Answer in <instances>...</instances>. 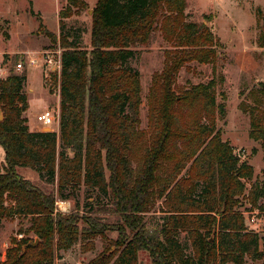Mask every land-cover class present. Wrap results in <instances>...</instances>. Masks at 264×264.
<instances>
[{"label":"trees","instance_id":"trees-1","mask_svg":"<svg viewBox=\"0 0 264 264\" xmlns=\"http://www.w3.org/2000/svg\"><path fill=\"white\" fill-rule=\"evenodd\" d=\"M188 5L97 0L85 47L80 28L67 26L66 19L87 3L67 0L59 12V35L44 28L51 39L59 36L62 47L59 134L30 128L26 69L0 76V226L6 218L25 217L29 225L20 231L34 234L14 241L0 264H55L59 251L86 245L108 230L118 238L86 264H139L142 251L154 264L264 261L260 236L240 210L246 200L264 212V178L254 180L253 165L218 128L226 112L224 77L178 83L182 69L213 63L220 53L211 27L190 20ZM157 33L169 47L152 76L147 127L141 128V74L129 62ZM259 43L264 47V32ZM259 87L250 91V137L264 152V83ZM21 168L34 170L38 180ZM81 186L107 198L89 203L90 214L102 211V217L85 219L79 206L58 210L57 201L73 200ZM158 202L159 217L146 220Z\"/></svg>","mask_w":264,"mask_h":264},{"label":"rangeland","instance_id":"rangeland-1","mask_svg":"<svg viewBox=\"0 0 264 264\" xmlns=\"http://www.w3.org/2000/svg\"><path fill=\"white\" fill-rule=\"evenodd\" d=\"M0 0V13H8L14 16L13 35L8 38L7 22H0V50L8 49L9 51L26 49L36 53L44 49L56 50L62 47L59 36L57 39L48 37V44L39 48L38 42L31 39V36L20 37L28 29H32L38 24L31 19L32 8L36 12H41L44 19L47 20L48 26L56 24V4L57 0ZM87 8L80 10L78 14H73L66 19L67 26L75 25L79 27V42L82 46L90 47V35L92 27L93 8L97 0H84ZM60 9L66 4L67 0H59ZM189 19L197 22L205 21L211 27L218 40L219 56L213 63L197 64L193 63L189 68L181 70L178 78L179 85L189 86L199 82H205L213 77H224V83L220 91L224 93L225 115L218 118L217 125L222 132L224 140L230 142L235 148V152L242 159H246L254 167V180L264 178L262 170L264 169V152L260 141L250 137L251 120L250 112L254 101L250 91H259L260 82L264 83V47L259 43V37L264 32V0H188ZM38 19V17H36ZM40 30V27L38 28ZM37 30V31H38ZM47 30V29H46ZM36 31V33H37ZM57 35V34H56ZM169 45L157 33L148 45L137 47L135 56L130 60L129 65L138 70L141 74L142 105L140 110L141 128L147 127L148 121V104L147 96L151 84L152 76L155 72L160 71L164 64V48ZM23 62L25 69L30 72L29 82L26 83V92L29 101V112L33 117L28 118L29 124L32 123V130L44 131L50 128L55 131L59 120L52 126L42 127L36 119L37 114L44 110L46 104L48 108L57 111L60 118V108L56 106V93L60 92V73L61 69L49 68L41 65L31 66L29 57L26 54H9L0 55V67L3 69L2 77L6 78L11 73H20L16 64ZM41 70V75H40ZM41 77V78H40ZM32 88V90H29ZM219 99H221L219 97ZM48 101V102H47ZM27 115V113H26ZM1 116V115H0ZM3 116V115H2ZM28 117V116H27ZM3 118V117H2ZM31 121V122H30ZM57 132V131H56ZM59 134V132H57ZM4 157L0 156V165L4 164ZM2 170V169H1ZM28 179L38 180V174L27 168L20 170ZM44 186V184L39 183ZM249 186V185H248ZM65 193H68L66 190ZM75 199V200H74ZM73 200H58L57 207L61 212H70L79 206V213L84 218H99L103 212L90 214L89 212L92 201L107 202V198L98 190L81 186ZM146 214V220L154 221L159 217V204ZM240 210L245 213L247 226L256 231L260 236V249L264 250V212L253 209L251 204L246 200L242 201ZM252 218H255L252 221ZM112 219V217H110ZM84 221L82 220L81 223ZM29 223L25 217H12L3 220L0 226V261L6 257V250L13 246V242L20 241L23 237L34 238L32 232H21L27 229ZM182 239L190 251L188 241L185 237ZM118 232L108 230L104 237L98 235L92 240V245H86L78 242L72 248L66 251H59L56 255L55 264H86L99 255L108 245V241L116 240ZM139 264H154L147 252L139 254ZM244 264H264L263 260L247 258Z\"/></svg>","mask_w":264,"mask_h":264},{"label":"crops","instance_id":"crops-1","mask_svg":"<svg viewBox=\"0 0 264 264\" xmlns=\"http://www.w3.org/2000/svg\"><path fill=\"white\" fill-rule=\"evenodd\" d=\"M57 1L58 2L56 4V14H55L57 19H56V24L54 26H52V27L48 26V22H47V20L44 19V15L41 12H36L33 8H32L33 13L28 14V16H30L31 19H34L37 22H39L40 24H42L44 26L43 28H45V29H47V30L59 35V31H60V17H59L60 2H59V0H57ZM30 2L32 3L31 0H30ZM36 17H38V19H36ZM11 19L15 20V17L14 16L10 17L8 13H0V22H2V21H6L7 22V26L8 27H7L6 30L8 31V35H9L7 39H10V37L13 35L14 27H13V21H11ZM38 28H39V26H38V24H36V25H34V27L32 29L30 28V29L26 30L24 32V34H22V35L18 34L20 37H23V36H26V35L27 36H31L32 40H35V41L38 42V47L36 48L35 52H37L39 50V48H41L42 46L47 45L48 42H49L48 37L46 35H44L43 32L38 30ZM36 31H37V33H36ZM42 49H44V48H42ZM4 52L9 53V54H26V55H28L29 58L36 54V53L28 51L26 49L13 50V51H9L8 49H5V50L3 49V50H0V55L2 53H4ZM38 68H39V66H38ZM40 75H41V70H40ZM29 76H30V72L28 70L27 82L26 83L29 82ZM29 90H32V88H29ZM56 106H57V108H60V94H59V91L56 93ZM47 109H49L48 108V104H46V107L44 108L43 111H45ZM29 110L30 109H28V111H27V116H28V118H32L33 119V117L31 116L33 114H30ZM43 111H41V112H43ZM41 112H39V113H41ZM29 125H30V127H33L32 123H30ZM52 130H55V129L53 128ZM55 131L59 132V124L57 125ZM0 156L1 157L5 156L4 150H3V148L1 146H0ZM25 169H27V168H21V170H25Z\"/></svg>","mask_w":264,"mask_h":264},{"label":"built area","instance_id":"built-area-1","mask_svg":"<svg viewBox=\"0 0 264 264\" xmlns=\"http://www.w3.org/2000/svg\"><path fill=\"white\" fill-rule=\"evenodd\" d=\"M41 61L42 66L49 67L50 69L57 68L58 70L61 69V48H58L56 50L52 49H43L41 52L37 53V56H32L29 58V64L31 66H39V63ZM16 67L18 70H24L25 67L23 65V62H19L16 64ZM3 69L0 67V76L2 77ZM37 121L42 124V127L50 126L52 127L56 121L59 120V113L57 111H53L51 109H47L41 113H39L36 117ZM255 218H252V221H254Z\"/></svg>","mask_w":264,"mask_h":264},{"label":"water","instance_id":"water-1","mask_svg":"<svg viewBox=\"0 0 264 264\" xmlns=\"http://www.w3.org/2000/svg\"><path fill=\"white\" fill-rule=\"evenodd\" d=\"M3 116L1 115L0 116V118H2ZM44 131H51V129L50 128H47V129H45ZM36 242H37V240H36ZM36 242H31L32 244H35Z\"/></svg>","mask_w":264,"mask_h":264}]
</instances>
